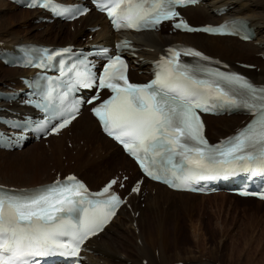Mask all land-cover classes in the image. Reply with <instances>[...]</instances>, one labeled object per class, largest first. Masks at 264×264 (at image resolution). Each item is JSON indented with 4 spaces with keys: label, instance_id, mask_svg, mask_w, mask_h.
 Instances as JSON below:
<instances>
[{
    "label": "snow or ice",
    "instance_id": "1",
    "mask_svg": "<svg viewBox=\"0 0 264 264\" xmlns=\"http://www.w3.org/2000/svg\"><path fill=\"white\" fill-rule=\"evenodd\" d=\"M94 2L98 10L107 13L117 30L154 29L166 20L173 21L176 29L188 32L224 30L191 28L183 18L177 20L180 17L177 9L193 0ZM35 6L50 8L57 15L69 12L52 0H35L29 4ZM69 14L75 18V13ZM124 47H128L127 42ZM44 51L47 60H51L52 56ZM182 53L200 60L209 59L193 49H168L167 56L157 64L151 83L139 85L129 82L127 63L115 55L109 58L100 76L87 68L77 71V80L70 91L76 85L110 90L113 95L94 107L93 112L104 131L123 144L144 173L154 180L194 191L191 185L199 180L238 171L264 177V87L234 72H222L200 63H182ZM37 66L44 67V60ZM54 91L49 89L45 101L56 99L52 95ZM67 95H61L60 110L49 111L48 102L37 104L49 112V120L60 119L52 128L54 132L70 124L79 112V101L64 104L63 97ZM222 109L242 111L253 118L235 136L210 145L198 113ZM115 183L111 181L101 193L95 194L103 199L93 198L74 176L67 177L66 182L58 180L32 191L0 188V264H40V258L57 251L64 256L79 257L84 242L103 229L122 202L110 192ZM242 194L264 199V192Z\"/></svg>",
    "mask_w": 264,
    "mask_h": 264
},
{
    "label": "bare ground",
    "instance_id": "2",
    "mask_svg": "<svg viewBox=\"0 0 264 264\" xmlns=\"http://www.w3.org/2000/svg\"><path fill=\"white\" fill-rule=\"evenodd\" d=\"M224 12L225 14L220 16ZM184 14L194 25L219 24L231 18L244 19L253 28L256 38L251 45L234 38L175 33L171 28L167 30L164 27L158 33L131 34L129 36L130 39L134 41L135 46L139 49V58L133 59V62L137 64L136 68L144 74L139 77L138 81L133 80L134 82H145L150 78V76L145 74L150 69L146 64L151 60H157L164 53L165 47L174 43H184L196 47L207 55L229 64L233 69L247 74L255 83L264 84V0H206L201 6L187 8ZM41 17L47 18L49 15L41 10L32 11L18 8L5 0H0V46L3 49H12L16 45L26 43L56 47L68 45L86 46L89 41L82 42L81 37L91 35L95 43L111 45L118 38V35L111 32L105 17L99 13L92 12L72 24L76 28V32L72 35L70 41L63 45L57 42L52 43L49 41H56L59 34H65L67 23L57 20L52 24H37L36 20ZM19 23L23 26L29 25V30L25 33H20V30L18 32L16 28ZM81 23L84 25L80 27ZM97 26L101 27V29L93 34L92 31ZM54 29L57 30L56 36L53 34ZM237 63L258 65L262 70L260 73L246 71L238 67ZM0 69L6 74L5 80L2 79L3 81H0L1 90H6L14 85L20 88L19 78L29 75L27 70L7 67L1 63ZM3 107L8 106L3 105ZM13 110L19 112L25 109L15 105ZM84 112L71 125L73 136L70 138L67 131L62 136L51 138L49 148H41L45 153L34 151L33 147H41V145L33 143L28 151L29 145L22 149L21 153H26L25 156L10 157L7 161L0 159V172L5 174L3 176L22 177V179L26 178L25 181L44 178L45 181L37 184H15L10 182L11 180L4 179L0 181V185L31 188L48 184L56 178L55 175H50V171L56 169H58L56 171L64 172V175L76 173L93 190H97L109 178L118 175V170L130 169L134 173L133 179L138 178V170L137 168L132 169L134 167L132 161L123 154L120 147L101 134L99 124L90 113L87 110ZM244 119L245 117L241 116L207 117V136L212 142H217L220 138L234 133L237 128L242 126L241 122ZM66 143L73 144L74 152L68 149ZM14 153H17V151L11 153L0 150V154L3 155L11 154L10 156H13L15 155ZM51 155L52 157H50ZM65 155H68V159L75 163V166L69 169L70 171L68 172L63 168ZM93 157H96L97 160H91ZM50 163L54 166H51ZM111 166H115L114 170L116 171H110L109 168ZM108 174L109 176H106ZM219 195L225 194L206 197L190 193H175L162 185L146 181L140 196L144 198L145 208H142L140 198L132 196L130 202L133 211L123 208L107 230L99 238L89 243L90 249L93 251V255L89 258V264L210 263L209 260L205 263L201 261L199 252L203 248L196 246L198 251L191 247L182 248V243L180 244L178 238L183 231V223L187 221L188 223L190 222L191 227L194 229V235L197 238L196 244L200 243L202 231L205 228L202 221L206 217L207 206L202 205L203 208L200 209L201 216L198 217L199 213L195 199L201 198L204 200L205 198H216ZM225 196L232 199L236 198L242 202L252 201V199L245 200L235 196ZM222 200L226 201L225 198H222ZM222 200L221 202L224 203ZM253 201L257 202L260 208L263 209V202ZM215 203H217L216 206L223 205L218 203V201H215ZM192 209L197 211L195 214L197 217L192 215ZM253 215L264 221V211L255 210ZM261 237L255 243H253L254 239L250 237L246 239L243 249L237 248L239 250L237 257L240 256L241 251L244 253L241 257L245 255L242 264H264V242H261L264 238L262 239ZM217 252V246H214L211 251L204 253H206V256H208L207 254L211 255L212 258L210 259H214L213 255H216ZM248 255L249 257L246 258ZM210 264H213V262ZM215 264L217 263L215 262Z\"/></svg>",
    "mask_w": 264,
    "mask_h": 264
},
{
    "label": "rangeland",
    "instance_id": "3",
    "mask_svg": "<svg viewBox=\"0 0 264 264\" xmlns=\"http://www.w3.org/2000/svg\"><path fill=\"white\" fill-rule=\"evenodd\" d=\"M83 25L84 24H81V26H83ZM16 29L18 32L20 30V33H25L29 30V25L23 26L22 24L19 23V25L17 26ZM74 32H75V30L71 27V25H67L65 34L60 35L58 32L59 37H57V40L56 41H49V42H52V43L57 42L58 44L63 45L65 43H67L68 41H70ZM53 34L55 36L57 35L56 29H54ZM53 34H52V36L54 37ZM90 37H92V36H89V39H90ZM82 40H83V38H82ZM249 44L252 45V43H249ZM255 67H256V70H254V71H256L257 73H260L262 68H260L258 65H255ZM0 71H1V69H0ZM5 75H6L5 72H3V71L0 72V79H1L0 81L5 80ZM138 76L141 77L142 75H138ZM135 80H138V79H135ZM72 132L69 133V137L72 136V134H73ZM40 145H41V147L40 146L33 147V150L34 151L37 150V152L39 151L41 153V152H44V151H42L43 149L41 150V148H44V149L49 148V145H46L45 143H40ZM66 146H67V144H66ZM68 148L70 149L71 152H74L73 151L74 147L72 144H70ZM29 149H30V145L28 146L27 151ZM14 154L15 155H13V156H10L11 154H9V155L0 154V159L7 161V160H9L10 157H17L18 155L22 157L23 155L24 156L26 155V153L22 154L21 152H17ZM50 157H52V155ZM68 158H69L68 155L64 156V158H63L64 164L63 165H64L65 169H68V171H70L69 169H72L75 166V163L70 161ZM92 159L97 160L96 157L91 158V160ZM54 163H55V161H54ZM117 163H119V162H117ZM51 166H54V165L51 164ZM114 167L115 166H111L109 168V170L110 171H112V170L116 171V170H114L115 169ZM56 170H58V169H56ZM128 171L130 172V170H128ZM50 172H51L50 175L54 176V175H52L53 170H51ZM118 172H119V170H118ZM3 175H5V174L3 172H0V181H3L4 179H6V180H11L10 182H13L15 184H18V183L19 184L20 183L37 184V183H41V182L45 181L44 178H41V180H40V178H38L39 180L35 178V179H31V180L28 179L29 181L28 180L25 181L26 178L22 179V177H17V176L12 177V176H3ZM106 176H109V174ZM101 181L103 182L102 179H101ZM225 195H219L216 198L215 197L205 198L204 200H202L201 198L195 199V202H196V205L198 208V213H199L197 215L198 217L201 216L200 209L203 208L202 205H204L205 207L207 206L206 207V217H204L203 221H202V222H204L203 226L205 228H203V231H202L203 234L201 235L202 237H201V240L199 241L200 243L198 245L196 244L197 238L194 235V229L191 227L190 222L188 223L187 221H185L183 223L184 228H183V231L179 235V238H178V240H180V244L182 243L181 244L182 248L191 247L195 251H198L196 246L203 248L202 251L199 252V255L201 254V261L203 263H205V262H207V260H209L210 263L213 262V264H215V262L217 264H242V262L244 261L245 255L243 257H241L244 254L241 250L245 247L246 239H249L250 237H252L254 239L253 243H255L256 240H258L261 236H262L261 237L262 239L264 238V236H263L264 235V221L262 219H258L256 217H254V215H253L254 211L255 210L257 211L258 209L261 212H263L264 207H262L263 209H261L260 205L257 204V202H255L253 200L242 202L241 200H238L236 198L232 199V198H229L228 196H225ZM222 198L223 199L225 198V200L227 202L222 200ZM221 200L224 203H222ZM215 201H218V203L223 204V205L216 206L217 203H215ZM203 202H204V204H202ZM145 206H146L145 203H143L142 208H145ZM196 212L197 211L195 209H192V211H191V213H192V215H194V217H197L195 215ZM189 225H190V227H189ZM191 230H193V231H191ZM261 242H264V239ZM199 245H201V246H199ZM214 246H217L218 252L216 255L215 254L213 255L214 259H210V258H212V256L209 254H207L208 256H206L205 255L206 253H204V252L211 251V248ZM237 248H242L240 250L241 254L239 257H237V254L239 251ZM234 251H236V252H234ZM248 257H249V255L246 256V258H248ZM226 260H227V262H226ZM210 263H207V264H210Z\"/></svg>",
    "mask_w": 264,
    "mask_h": 264
}]
</instances>
